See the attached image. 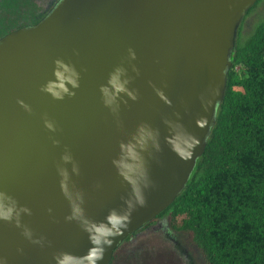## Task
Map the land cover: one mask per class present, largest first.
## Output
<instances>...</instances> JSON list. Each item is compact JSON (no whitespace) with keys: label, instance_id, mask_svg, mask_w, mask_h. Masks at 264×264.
I'll list each match as a JSON object with an SVG mask.
<instances>
[{"label":"water","instance_id":"95a60500","mask_svg":"<svg viewBox=\"0 0 264 264\" xmlns=\"http://www.w3.org/2000/svg\"><path fill=\"white\" fill-rule=\"evenodd\" d=\"M258 1L59 0L37 23L0 38V199L26 209L10 222L0 219V264H58L57 256L63 264H110L129 236L173 204L206 150L238 27ZM57 59L79 73V87L67 85L75 95L62 100L41 90L56 79ZM118 68L136 98L121 93L107 106L101 86ZM135 136L147 140L142 154ZM193 138L199 144L189 149ZM128 142L134 146L121 171L138 179L143 155L145 204L97 260L99 246L85 228L112 209L123 212L132 198L116 163Z\"/></svg>","mask_w":264,"mask_h":264},{"label":"trees","instance_id":"16d2710c","mask_svg":"<svg viewBox=\"0 0 264 264\" xmlns=\"http://www.w3.org/2000/svg\"><path fill=\"white\" fill-rule=\"evenodd\" d=\"M50 1L44 13L35 6L37 18L28 14L0 38L37 23L59 0ZM239 37L240 30L216 124L189 182L121 244L110 264H145L160 250L146 231L163 219L201 252L204 264H264V20L246 41Z\"/></svg>","mask_w":264,"mask_h":264},{"label":"clouds","instance_id":"9594fccd","mask_svg":"<svg viewBox=\"0 0 264 264\" xmlns=\"http://www.w3.org/2000/svg\"><path fill=\"white\" fill-rule=\"evenodd\" d=\"M133 59L135 58V53H132ZM55 69H54V76L55 80L49 81L45 86L42 87V91L47 92L51 94L55 99H63L64 96L71 95L74 96L75 93L70 91L67 85L71 84L73 88H78L79 87V73L76 71L75 67L65 63L61 59H57L55 61ZM124 70L118 68L115 73L110 74V78L108 81V85L106 86H101V92L103 93L104 96V102L107 106H110L115 100L119 98L121 93H125L129 96H132L133 99L136 98V96L130 92L127 89V80H121V74ZM21 105L27 109L28 111H31V108L29 105L25 104L23 101H20ZM45 125L48 129L55 131L56 127L55 124L45 118ZM143 132V127L140 129V133ZM133 140L139 145L140 152L147 151V140L146 139H138V136L133 137ZM155 143V147L157 150H160V144L158 140L153 141ZM167 142L169 145L172 147L173 151H176L175 145L171 143V138H167ZM58 143V141H56ZM199 141L195 138H193V142L188 144L189 149H194L196 146H198ZM132 142L128 143H121L120 147L122 152L124 153L123 158L120 161H117L116 163L118 164V170L119 173L124 176L126 180L131 184L132 187V198L128 199L126 201V209L123 212H120L117 209H112L110 210L108 216L106 217L104 222H100L99 225L96 223H92L90 226H87L85 228L86 231L89 232L90 234V240L92 241L94 246H99L98 247V253H93V255L96 256V259H102L103 258V251L104 247L103 246H111L112 244V239L111 237H115L117 235L122 234V230L125 229L130 223V216H131V211L134 210L136 205H141L143 206L145 204V198L143 195V189L146 187H149V180H148V172L145 167V160L142 155L141 159V172L139 174L138 179H130L123 171H121L122 167V161L126 155V149L129 151L133 147ZM178 155H182L181 153H177ZM65 160H68L69 157L65 156ZM62 175L66 176V172H61ZM141 179H143L144 183L143 186H141ZM61 187L64 190L65 194L67 195V186L64 183V181H61ZM3 192H0V197L3 196ZM9 200H11V204H6L3 202L2 199H0V219L5 220V221H12L13 218H17L19 216V211H23L26 209H20L18 211V206H17V201L14 200L12 197H9ZM83 215L82 210L79 206L73 204V216L76 219H80L81 216ZM17 226H19V220L17 219ZM85 225H88V221H84ZM108 225H111V227H108ZM93 230L96 232L101 233L103 236V239H101L98 236L92 235ZM30 234V233H26ZM66 255V254H62ZM56 260L58 264H63V261L60 259L59 256L56 257Z\"/></svg>","mask_w":264,"mask_h":264},{"label":"rangeland","instance_id":"374dc122","mask_svg":"<svg viewBox=\"0 0 264 264\" xmlns=\"http://www.w3.org/2000/svg\"><path fill=\"white\" fill-rule=\"evenodd\" d=\"M38 4L39 0H0V35L20 26L27 20L28 14L34 19L37 18V14H41L35 9ZM263 20L264 0H260L243 16L238 27V32L240 30L238 41H246ZM146 233L159 242L160 250L147 259L145 264H204L201 252L196 247L189 246L183 234L171 230L166 219L159 221Z\"/></svg>","mask_w":264,"mask_h":264},{"label":"flooded vegetation","instance_id":"af4514ba","mask_svg":"<svg viewBox=\"0 0 264 264\" xmlns=\"http://www.w3.org/2000/svg\"><path fill=\"white\" fill-rule=\"evenodd\" d=\"M51 1L50 0H44V2H40L39 3V5H38V7L37 8H39L40 9V11L42 10L43 12L42 13H44V10L48 7L49 8V3H50ZM47 8V9H48Z\"/></svg>","mask_w":264,"mask_h":264}]
</instances>
